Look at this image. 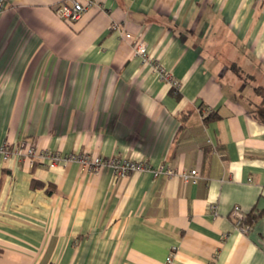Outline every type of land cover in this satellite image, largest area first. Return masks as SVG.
Segmentation results:
<instances>
[{
    "label": "crops",
    "instance_id": "1",
    "mask_svg": "<svg viewBox=\"0 0 264 264\" xmlns=\"http://www.w3.org/2000/svg\"><path fill=\"white\" fill-rule=\"evenodd\" d=\"M62 1H4L0 147L26 141L199 178L117 180L0 158V264H264V9L95 0L69 22ZM140 40L179 90L135 54Z\"/></svg>",
    "mask_w": 264,
    "mask_h": 264
},
{
    "label": "built area",
    "instance_id": "2",
    "mask_svg": "<svg viewBox=\"0 0 264 264\" xmlns=\"http://www.w3.org/2000/svg\"><path fill=\"white\" fill-rule=\"evenodd\" d=\"M4 1L5 0L0 1V12L2 11ZM256 1L261 8L264 9V0ZM95 6H97L95 0H65L57 5L56 13L63 20L74 22ZM125 37L130 39L132 35L125 34ZM135 54L139 56L144 63L152 65L159 77L169 83L173 89L179 90L181 88L180 82L175 78L173 73L151 56L145 41L140 40L137 43ZM12 157L25 158L29 160L32 165L46 164L50 168H56L61 163H76L86 172L99 173L102 170H109L117 180L125 179L132 174L139 173H150L155 178L163 176L169 178H182L185 182L199 178V172L197 170L181 172L168 164L154 166L149 161L121 159L119 157H103L87 152L62 154L47 149H40L26 141H22L14 146L5 144L0 147V158L9 159ZM210 209L213 213H216V207L214 205H212ZM231 217L234 219L235 227L239 232L247 235L252 231V225L249 224L247 220L248 214H246L241 207L236 206L231 213ZM173 258L174 255L171 254L168 258V263H171Z\"/></svg>",
    "mask_w": 264,
    "mask_h": 264
},
{
    "label": "trees",
    "instance_id": "3",
    "mask_svg": "<svg viewBox=\"0 0 264 264\" xmlns=\"http://www.w3.org/2000/svg\"><path fill=\"white\" fill-rule=\"evenodd\" d=\"M35 184V186H38L39 184L38 183H34Z\"/></svg>",
    "mask_w": 264,
    "mask_h": 264
}]
</instances>
